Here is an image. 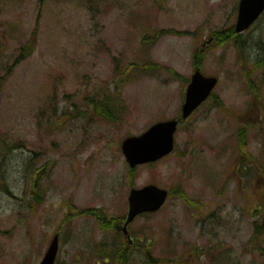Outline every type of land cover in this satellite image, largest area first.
<instances>
[{"label": "rangeland", "instance_id": "1", "mask_svg": "<svg viewBox=\"0 0 264 264\" xmlns=\"http://www.w3.org/2000/svg\"><path fill=\"white\" fill-rule=\"evenodd\" d=\"M239 1L0 0V79L36 31L0 92V264H40L57 232L55 264H115L116 250L125 264H264L249 244L264 216V175L249 163L264 169V14L242 56L208 41L235 26ZM201 45L204 73L220 78L213 97L172 154L132 172L123 139L179 116ZM149 60L164 68L141 71ZM107 93L121 103L111 119L92 105ZM151 183L171 193L131 223V247L117 225L131 187Z\"/></svg>", "mask_w": 264, "mask_h": 264}, {"label": "water", "instance_id": "2", "mask_svg": "<svg viewBox=\"0 0 264 264\" xmlns=\"http://www.w3.org/2000/svg\"><path fill=\"white\" fill-rule=\"evenodd\" d=\"M264 0H240L236 31L243 32L250 28L263 14ZM218 78L206 76L201 69H196L186 91L182 116L187 118L212 93ZM177 119L158 123L141 136L127 138L122 145L123 151L131 167L156 161L174 148V134L178 128ZM168 197V191L155 185L141 189H132L129 196V212L123 227L128 233V225L143 212L159 210ZM59 248L58 235L53 240L41 264H54Z\"/></svg>", "mask_w": 264, "mask_h": 264}, {"label": "trees", "instance_id": "3", "mask_svg": "<svg viewBox=\"0 0 264 264\" xmlns=\"http://www.w3.org/2000/svg\"><path fill=\"white\" fill-rule=\"evenodd\" d=\"M212 35H213V41L221 42V44H224L228 41L234 42L239 55L242 56L243 54H245V44H244L243 35L237 33L235 26H231L227 29L220 30L218 32L213 33ZM35 45H36V31L33 33V37L31 39V41H29V43L23 47V49L21 51V58L24 59L26 56H29L32 53ZM203 46L204 45H201L199 47V49H197V51L194 55V66L195 67H201L202 66V61H203V58L205 56V52L203 51V48H204ZM259 64L264 65V57L260 59ZM140 65L141 66L139 67V69L143 72L155 70L156 68H164L159 63L153 62L152 60L146 61ZM166 68L174 76H177V73L175 70L168 68V67H166ZM7 76H8V74H7ZM6 78L7 77L4 76L1 79L0 87H2L5 84ZM250 86L252 87L254 94L259 96V93L255 89V87L252 84H250ZM118 99H120V98L117 95H115L113 93H107L103 97L99 98L98 100L97 99L92 100V105L95 108V111L97 113H99L101 116H103L106 119H111V118L116 117L114 115V113L121 109V103L119 102ZM253 110L255 113L258 111L257 108H253ZM188 120L189 119L182 120V122H181L182 125L186 124L188 122ZM248 131L249 130L245 129L244 125L240 126V128L238 130L239 148L243 151H247L246 146L248 143ZM249 163H250V165L254 166L252 168L258 170L260 173H262L264 175V169L256 167L257 166L256 164H258L257 159L251 154L249 155ZM245 169H247V167H245ZM132 172H134V170H132ZM259 172L256 173V179L257 180H260ZM83 212L88 213L87 210H84ZM74 217H76V216H74ZM68 219H69V216H67L66 220H68ZM123 220H124V218H121V221H123ZM113 221H114V218H111L109 220V223L105 222L104 226L105 227H111L113 224ZM121 221L119 223H121ZM122 238L124 239L125 237H122ZM124 240H126V239H124ZM127 243H128V245H130L129 241ZM249 244L254 246V248L257 249L259 254L264 257V216L262 217V219L259 218L258 220H256L254 222V231H253V235L249 241ZM137 245H132L131 247H134ZM220 247L221 246L214 247L213 249H211V247H210V250L215 251V249H218ZM146 253H147L148 258L152 257V251L150 250V248L148 250L146 249ZM115 254H116L115 264H120L121 262L122 263L128 262L127 254H126V256L124 254H119L118 250H116ZM149 261H150V259H149ZM173 262H175V261H173ZM178 263H181V260H179Z\"/></svg>", "mask_w": 264, "mask_h": 264}]
</instances>
